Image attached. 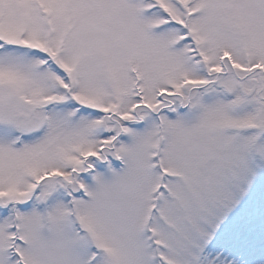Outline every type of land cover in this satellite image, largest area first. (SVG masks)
I'll return each mask as SVG.
<instances>
[{"label": "snow or ice", "instance_id": "obj_1", "mask_svg": "<svg viewBox=\"0 0 264 264\" xmlns=\"http://www.w3.org/2000/svg\"><path fill=\"white\" fill-rule=\"evenodd\" d=\"M0 264H264V0H0Z\"/></svg>", "mask_w": 264, "mask_h": 264}]
</instances>
